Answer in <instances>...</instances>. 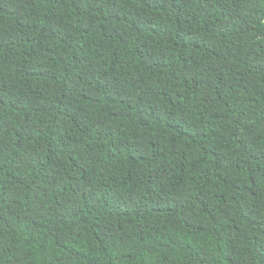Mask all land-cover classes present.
I'll list each match as a JSON object with an SVG mask.
<instances>
[{"label":"trees","instance_id":"obj_1","mask_svg":"<svg viewBox=\"0 0 264 264\" xmlns=\"http://www.w3.org/2000/svg\"><path fill=\"white\" fill-rule=\"evenodd\" d=\"M0 264H264V0H0Z\"/></svg>","mask_w":264,"mask_h":264}]
</instances>
